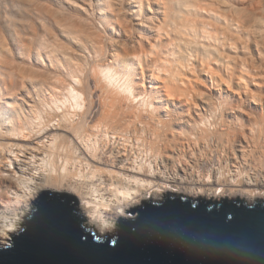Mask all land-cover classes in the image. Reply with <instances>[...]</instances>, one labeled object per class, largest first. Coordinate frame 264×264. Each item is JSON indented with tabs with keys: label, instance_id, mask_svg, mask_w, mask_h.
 Returning a JSON list of instances; mask_svg holds the SVG:
<instances>
[{
	"label": "bare ground",
	"instance_id": "obj_1",
	"mask_svg": "<svg viewBox=\"0 0 264 264\" xmlns=\"http://www.w3.org/2000/svg\"><path fill=\"white\" fill-rule=\"evenodd\" d=\"M157 1L148 46L75 25L76 51L0 103L6 242L48 187L84 202L101 233L168 191L264 201V0Z\"/></svg>",
	"mask_w": 264,
	"mask_h": 264
},
{
	"label": "water",
	"instance_id": "obj_2",
	"mask_svg": "<svg viewBox=\"0 0 264 264\" xmlns=\"http://www.w3.org/2000/svg\"><path fill=\"white\" fill-rule=\"evenodd\" d=\"M0 264H264V202L148 201L114 233L92 226L84 202L44 190Z\"/></svg>",
	"mask_w": 264,
	"mask_h": 264
},
{
	"label": "rangeland",
	"instance_id": "obj_3",
	"mask_svg": "<svg viewBox=\"0 0 264 264\" xmlns=\"http://www.w3.org/2000/svg\"><path fill=\"white\" fill-rule=\"evenodd\" d=\"M134 1L0 0V88L5 89L6 86L15 85L17 82L16 85L22 91L20 94L7 96L0 94V103L20 98L21 94H25L32 84L37 83L43 77H50L54 73L49 62L50 57L55 56L59 60L56 62L61 64L64 62V54L69 55L76 51L82 33L75 30V25L85 26V33L92 34L109 46L113 44L118 50L127 46L137 47L141 43L148 46L155 41V38L157 39L156 26L162 17L158 11L159 2L148 0L147 3L142 0L144 5L139 7V4ZM106 15L108 17H105ZM129 37L132 39L129 40ZM145 73L147 74L146 70ZM48 188L66 192L57 188ZM170 196H181L194 201L200 199L212 202L236 200L252 204L240 197L224 196L209 200L203 196L193 197L168 191L161 198L144 200L139 207L144 202H160ZM255 202L264 201L258 198L253 203ZM92 226L95 225L92 224ZM117 227L118 225L115 229L105 233H114ZM20 229L15 233H18ZM96 229L98 230L97 227ZM12 237L13 235L7 243H11Z\"/></svg>",
	"mask_w": 264,
	"mask_h": 264
}]
</instances>
